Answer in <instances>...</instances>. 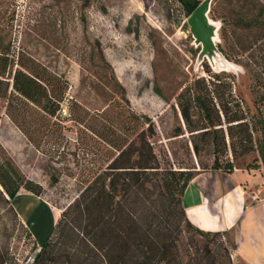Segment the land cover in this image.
<instances>
[{"label":"rangeland","instance_id":"1","mask_svg":"<svg viewBox=\"0 0 264 264\" xmlns=\"http://www.w3.org/2000/svg\"><path fill=\"white\" fill-rule=\"evenodd\" d=\"M214 4L210 0V9ZM208 19L218 23L216 42L201 56L203 46L196 44L177 0H0L3 45H11L15 56L31 57L65 76L70 84L66 97L77 104L73 118L84 119L86 127L113 125L125 132L129 110L149 117L156 131L151 139L154 152L161 167L172 169L202 171L213 163L207 146L199 156L194 154L184 128L183 136L173 137L174 129L183 124L178 96L195 79H208V72L232 76L233 93L253 109L250 74L222 52L221 23L210 12ZM260 83L264 91V77ZM63 108L62 125L67 129L58 144L53 139L46 142L44 152L37 151L11 123L3 104L0 109V137L6 144H0V160L10 159L26 179L40 185V199L58 218L97 167L107 162L97 137L69 121L67 106ZM257 157L252 153L234 158L229 153L223 158V163H232L233 172L250 173L251 197L255 185L264 182L262 166L252 169L259 164ZM53 179L57 183L51 184ZM160 179V174L151 176L142 189L143 206L178 214V203L163 195ZM256 195L263 198L264 191ZM36 214L46 229L45 215ZM219 239L228 250L230 264H244L233 250L230 234L223 233ZM196 240L202 243L204 238L196 236ZM36 244L40 243L31 226L22 223L0 196V262L7 253V264H31Z\"/></svg>","mask_w":264,"mask_h":264},{"label":"trees","instance_id":"2","mask_svg":"<svg viewBox=\"0 0 264 264\" xmlns=\"http://www.w3.org/2000/svg\"><path fill=\"white\" fill-rule=\"evenodd\" d=\"M177 1L188 19L203 0ZM210 10L221 23L222 52L250 74L254 101L251 109L238 98L235 79L226 73L208 72V79L197 78L182 90L177 106L183 124L173 137L183 136L184 128L195 155L204 146L211 148L213 163L202 171L161 167L151 141L154 122L132 110L125 132L113 125L86 127L84 119L72 117L77 104L66 97L70 84L65 76L31 57L15 56L0 37V102L11 123L44 152V144L52 139L58 144L67 129L62 125L67 106L69 121L97 137L107 161L36 244L31 264H230L219 239L223 233L196 228L185 214L182 195L201 172L232 173V163H223L229 153L234 158L256 153L259 164L252 169H264V0H215ZM157 174L163 195L178 203V214L143 206L142 189ZM0 188L11 208L20 192L42 194V187L26 179L10 159L0 160ZM3 257L0 264H7V253Z\"/></svg>","mask_w":264,"mask_h":264},{"label":"crops","instance_id":"3","mask_svg":"<svg viewBox=\"0 0 264 264\" xmlns=\"http://www.w3.org/2000/svg\"><path fill=\"white\" fill-rule=\"evenodd\" d=\"M0 106L2 109V104ZM0 144L6 146L1 137ZM250 177L249 172L241 170L201 172L187 185L182 201L188 220L196 228L229 233L233 250L241 262L264 264V197L256 195L264 191V182L261 179V184L255 185V196L251 197ZM11 205L21 222L31 226L35 240L41 244L56 224L58 214L40 197L27 192L16 195ZM38 212L49 222L46 229L37 221ZM40 234L42 238L38 239Z\"/></svg>","mask_w":264,"mask_h":264},{"label":"water","instance_id":"4","mask_svg":"<svg viewBox=\"0 0 264 264\" xmlns=\"http://www.w3.org/2000/svg\"><path fill=\"white\" fill-rule=\"evenodd\" d=\"M210 12V0H204L198 8L188 17L187 22L190 31L195 38L197 44H202L204 56L207 49L213 44L211 39L214 36V29L209 25L208 13ZM218 30V23H215Z\"/></svg>","mask_w":264,"mask_h":264},{"label":"bare ground","instance_id":"5","mask_svg":"<svg viewBox=\"0 0 264 264\" xmlns=\"http://www.w3.org/2000/svg\"><path fill=\"white\" fill-rule=\"evenodd\" d=\"M209 25H211L212 27H213V29H214V36L212 37V39H211V43L212 44H215V36H216V31H217V26L214 24V22H212V21H210L209 20ZM197 44V43H196Z\"/></svg>","mask_w":264,"mask_h":264}]
</instances>
